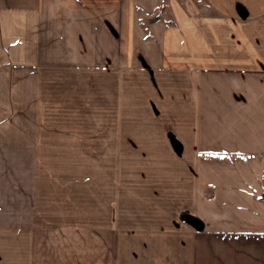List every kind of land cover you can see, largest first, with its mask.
Returning a JSON list of instances; mask_svg holds the SVG:
<instances>
[{"label":"crops","instance_id":"0c3cea01","mask_svg":"<svg viewBox=\"0 0 264 264\" xmlns=\"http://www.w3.org/2000/svg\"><path fill=\"white\" fill-rule=\"evenodd\" d=\"M158 3L0 0V264H264V0Z\"/></svg>","mask_w":264,"mask_h":264},{"label":"rangeland","instance_id":"374dc122","mask_svg":"<svg viewBox=\"0 0 264 264\" xmlns=\"http://www.w3.org/2000/svg\"><path fill=\"white\" fill-rule=\"evenodd\" d=\"M165 4V0H160V4L158 3V5H164ZM103 170H99L98 172L101 173ZM90 190V188L88 189Z\"/></svg>","mask_w":264,"mask_h":264},{"label":"built area","instance_id":"2783aa9c","mask_svg":"<svg viewBox=\"0 0 264 264\" xmlns=\"http://www.w3.org/2000/svg\"><path fill=\"white\" fill-rule=\"evenodd\" d=\"M263 176H264V171H263Z\"/></svg>","mask_w":264,"mask_h":264}]
</instances>
